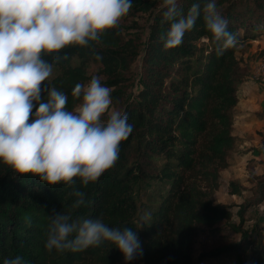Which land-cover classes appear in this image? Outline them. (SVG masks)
Returning a JSON list of instances; mask_svg holds the SVG:
<instances>
[{
	"label": "trees",
	"instance_id": "trees-1",
	"mask_svg": "<svg viewBox=\"0 0 264 264\" xmlns=\"http://www.w3.org/2000/svg\"><path fill=\"white\" fill-rule=\"evenodd\" d=\"M162 2L132 0V9L122 18L137 13L151 15L142 54V86L136 97L124 101L120 108L133 131L121 142L115 166L88 185L75 178V187L85 193V205L72 208L77 198L69 195L72 189L63 182L48 185L37 176L20 175L0 162V264L16 255L23 258L24 264H75L90 260L95 253L121 264H191L190 253L200 226H213L230 217L227 206L212 202V194L218 188L220 171L229 165V153L235 144L232 109L238 100L237 84L245 75L237 47L217 55V42L207 31L201 13L183 43L166 49L160 37L170 25L163 19ZM196 2L178 0L184 13ZM199 2L203 8L207 0ZM216 5L228 21L229 31L238 37V45L263 33L264 0H216ZM201 39L210 44L197 47ZM90 43L102 57L98 61L109 84L116 86L119 79L113 76L128 69L137 54L136 42L124 38L116 27L103 33L99 44ZM194 53L201 57L199 67L193 65ZM73 55L95 59L90 48L77 45L42 56L59 69L50 87L68 96L66 108L70 111L78 102L71 92L86 78L82 66L70 65ZM116 93L120 92H111L115 105L119 100L116 96L114 99ZM41 95L44 98L46 93ZM34 105L33 118L38 107L36 102ZM160 155L166 163L152 173L149 163ZM154 177L164 180L167 188L160 193L158 206L148 208L150 218L141 221L136 188L142 179ZM229 187L232 194L238 193L236 183L230 182ZM260 196L263 198V191ZM63 212L73 218H102L110 228H132L137 231L143 255L126 262L123 253L107 241L78 252H48L47 216ZM253 240H249L248 263L264 264L263 233ZM251 243L254 245L250 247ZM247 246L243 242L232 246L231 251L239 254Z\"/></svg>",
	"mask_w": 264,
	"mask_h": 264
},
{
	"label": "clouds",
	"instance_id": "clouds-1",
	"mask_svg": "<svg viewBox=\"0 0 264 264\" xmlns=\"http://www.w3.org/2000/svg\"><path fill=\"white\" fill-rule=\"evenodd\" d=\"M132 7V0H0V162L48 185L63 182L72 189L69 195L77 198L72 204L75 209L86 203L75 178L88 185L114 167L121 142L128 139L133 125L126 113L112 107V90L102 85L99 76L75 85L71 95L80 103L67 110L64 92L48 84L41 88L54 67L42 56L77 45L90 48L95 59L101 60L90 42L99 44L101 35L116 28ZM162 8L163 19L170 25L160 37L166 49L183 43L201 13L217 42V55L238 46V37L217 11L216 0H207L203 8L198 0L187 13L178 0H163ZM34 102L38 107L33 118ZM150 215L143 214L140 220L147 221ZM47 219L48 252H78L107 241L123 253L126 262L143 255L132 228H110L102 218H73L65 212ZM3 264L24 261L16 255Z\"/></svg>",
	"mask_w": 264,
	"mask_h": 264
},
{
	"label": "rangeland",
	"instance_id": "rangeland-1",
	"mask_svg": "<svg viewBox=\"0 0 264 264\" xmlns=\"http://www.w3.org/2000/svg\"><path fill=\"white\" fill-rule=\"evenodd\" d=\"M150 16L149 13L133 14L121 20L117 26L124 38L134 39L137 45V54L129 63L127 70L122 71L119 76H113L117 80L119 79L116 86L109 84V77L102 72V66L98 60L83 59L77 55H73L70 60V65H80L85 69L84 84H87L92 76H99L102 85L109 87L112 91L116 89L120 92L114 95V99L115 96L116 99H119L118 104L115 105L116 101H113L112 105L117 110H120L124 101L135 98L141 89L142 54L149 34ZM260 35L264 36V31ZM249 42L237 46L236 55L244 73L249 68V61L256 62L264 57V51L256 48L254 50L253 44ZM209 44L210 42L206 39H201L197 47L203 48ZM198 55V53L192 55L193 65L196 67L202 64L201 57ZM243 55H245V59ZM58 73L59 69L54 66L52 76L42 83L41 88H45L47 84L50 87L51 79ZM254 102L260 108L250 115L251 124L261 121L262 127L251 132H248L247 129L243 137H236L234 147L229 153V165L220 171L218 188L212 194V202L227 206L231 213L230 217L213 226H200L190 253L191 264H249V240L253 238V242H255L258 233L264 235V196L263 198L260 196L262 191L264 193V100ZM79 103L80 101L74 108ZM234 125L235 129L244 126L240 122ZM164 163H166V158L160 155L151 160L149 169L152 173H157ZM230 182L239 186L238 193L230 192ZM166 188L164 180H158L155 177L142 179L135 192L139 213L146 214L149 207L158 206L159 195L164 193ZM243 242L248 243L245 251L239 254L231 251L232 246H240ZM251 245L254 243H251L250 247ZM75 264H121V261L95 253L90 260H83Z\"/></svg>",
	"mask_w": 264,
	"mask_h": 264
},
{
	"label": "crops",
	"instance_id": "crops-1",
	"mask_svg": "<svg viewBox=\"0 0 264 264\" xmlns=\"http://www.w3.org/2000/svg\"><path fill=\"white\" fill-rule=\"evenodd\" d=\"M261 37V38H260ZM249 43L253 44V49L264 51V36L261 35ZM260 51V52H261ZM264 55V54H263ZM245 59V55H243ZM255 62L249 61V68L245 72L246 74L242 80L237 84V96L238 100L236 105L232 109V128L231 133L235 137H243L244 133L254 131V129H260L262 127L261 121L257 124H251V114L258 110L260 107L256 106L254 101L264 100V82L257 83L250 79V74L254 67ZM241 65V64H240ZM242 123L244 126L235 129V123ZM246 123L247 125H245Z\"/></svg>",
	"mask_w": 264,
	"mask_h": 264
},
{
	"label": "built area",
	"instance_id": "built-area-1",
	"mask_svg": "<svg viewBox=\"0 0 264 264\" xmlns=\"http://www.w3.org/2000/svg\"><path fill=\"white\" fill-rule=\"evenodd\" d=\"M250 79L255 82L264 81V57L255 62Z\"/></svg>",
	"mask_w": 264,
	"mask_h": 264
}]
</instances>
